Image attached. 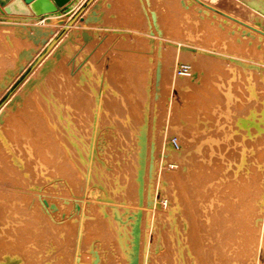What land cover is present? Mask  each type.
I'll list each match as a JSON object with an SVG mask.
<instances>
[{"label":"rangeland","instance_id":"obj_1","mask_svg":"<svg viewBox=\"0 0 264 264\" xmlns=\"http://www.w3.org/2000/svg\"><path fill=\"white\" fill-rule=\"evenodd\" d=\"M81 2L52 18L0 20V105L16 91L0 111L8 189L0 199V262L129 264L136 218L141 264H264V127H251L252 139L240 125L251 109L262 124L264 53L233 38L236 26L201 8L193 13L187 0H94L83 19L64 24ZM216 2L264 26L260 7ZM52 36L61 42L22 84L32 69L20 52L34 57ZM190 61L204 92L185 99L161 69L168 63L181 74ZM228 83L231 109L217 86ZM204 121L221 127L214 148L224 156H212L223 158L212 180L193 169L206 157L207 144L201 152L194 146ZM178 135L191 143L181 146Z\"/></svg>","mask_w":264,"mask_h":264},{"label":"bare ground","instance_id":"obj_2","mask_svg":"<svg viewBox=\"0 0 264 264\" xmlns=\"http://www.w3.org/2000/svg\"><path fill=\"white\" fill-rule=\"evenodd\" d=\"M9 0H0V20L1 21H5L8 17V19L10 18H24V19H29V18H41L37 15H21V14H8L5 13L3 11V5L5 3H7ZM77 2L78 0H69L63 8H67L65 11H62L61 9H59L56 12H51V13H47L45 15H43L42 17L44 18H52V17H56V16H60L63 14V12H66L67 10L69 11L70 8V4ZM87 0H79V2H81V4L77 6L76 4V8L72 9L70 11V14L68 16V18L66 19L64 24H69V26L71 27L75 22H77L78 20H80L81 18H84V13L89 9L88 7L91 6L94 3V0H91L90 3L88 4V6L85 8V12L83 11L80 17H77L74 21H72L71 23L70 20L73 19V17L75 16V14L78 12V10L82 7V5L86 2ZM188 2L192 3L193 8L196 10L193 13H199L197 11V8H201L200 14L202 15H216L218 16V18L225 20V22H227L229 25H233L236 26L233 30L230 31V35L233 36V38H237L240 39L242 41H252L254 43V45H257L255 47H257L259 49L260 52L264 53V48L262 46V44L259 45V43H261L262 41H264V26L261 25V21L258 23H253L250 22L248 20V18H246L245 16H243L239 11V13L231 10L229 7H225L224 5H222L219 2H216V0H187ZM249 4H253L254 6L256 5L257 7H260L262 10H264V5H263V1L262 0H246ZM264 14V13H263ZM262 14V15H263ZM191 18V20L196 23L197 25L202 23V25L204 23H206V21L204 20H200L196 15L189 17ZM264 22V18L262 19ZM11 21V19L9 20ZM63 24V25H64ZM205 26V24H204ZM237 28L241 29V33H235V29L238 30ZM67 31V30H66ZM65 31V32H66ZM67 34V33H66ZM65 34V35H66ZM55 36H52L43 46V48L34 56L31 57L30 54L27 50L23 49L20 52V56H25L28 59H30L29 62V66L31 67V73L30 75H28L25 79V81L22 84H29V78L31 77V74L40 66L42 65L47 58L49 57L50 53L53 52L55 50V48L59 45V43L61 41L58 42V44L56 43V39H54ZM61 40V39H60ZM56 43V45H54ZM50 50V52H49ZM49 52V53H48ZM192 61V60H191ZM190 62H186L188 63V67L189 70L188 72H186L185 74L181 73L179 74L177 72H173L174 70H171V67L167 64H164V66L162 67V73L164 74V77H169L170 80V87H177L178 90L181 93L182 98L188 99V98H195L199 95H201L204 91H203V85H201V81H198V68H194L192 67V65L190 64ZM195 64V63H194ZM24 71V70H23ZM160 70H157V72H155V77L153 80V90H154V94L156 97L157 102H160L162 100V96L164 94L165 91V85L161 84V78H160ZM178 73V74H177ZM202 74V73H201ZM23 75V74H22ZM21 76V75H20ZM19 79V77H17ZM16 78V79H17ZM12 83V82H11ZM21 84V85H22ZM219 87L220 90V94L221 96L224 98V101L226 103V107H228L227 109H231V106L229 105V103L231 101H234V94H233V89H232V84L228 83L225 84V87L223 88V86L221 85H217ZM248 92L246 93L247 97L253 98L255 95H257V91H256V87L255 85L252 83L247 84ZM9 89V91L12 92V87L7 88V90ZM164 89V90H163ZM6 90V89H5ZM163 90V91H162ZM16 91H14L10 96H7L3 101V103L0 105V111L3 108V106H5L9 101L12 100V98L14 97V95ZM211 94V92H210ZM207 95V94H206ZM165 99L168 98V94L164 95ZM264 104V103H263ZM178 105V104H177ZM175 105V103H173V106L175 108L176 111H179V106ZM201 105L199 107H197V109H201ZM212 111H216L214 107H211ZM256 111L257 109H251L247 112V116L241 117L240 118V125L241 126H245L248 131L247 136L249 138V136L253 139L252 136V132L251 127L253 128V131L260 133L262 131L261 127H264V111L261 114V118L260 121L262 122V124L258 123L257 121L254 120V117L256 116ZM200 115L199 113H196V117L193 120V129H194V133H198V126L200 123ZM206 118H204L205 120ZM195 122V123H194ZM209 125V126H208ZM217 124H211L208 122H203V128L202 130L205 131V135L202 136L201 140H199L197 143H195L194 140H191L192 143H195V150L197 152H201L202 147L204 144H207L206 146V151L204 152L203 155L201 156H206L205 158L201 159L200 162H197L196 164H194V170L196 168H200V172L201 175L203 177H210V180H212V176L213 175H218V172L220 171L219 167L222 164L223 158H217V159H213L212 156H224V153H222V151H219L218 153L216 152V149L214 148V144H219V138H217L216 135L213 134V131H216L218 128L216 126ZM172 131L180 134V127L178 126H174L172 127ZM246 136V135H245ZM178 140L179 143H181V146L186 145V143H191L188 140H186V138H184L181 135H178ZM164 152L170 151L171 147L168 143H164L162 145ZM244 149V150H243ZM244 152H245V147L242 145L241 147V156H244ZM261 155L264 156V149L261 150ZM180 156V155H179ZM2 156H0V199L3 198L6 193L7 187H5V183H6V179H5V175H7V171L5 168V165L2 162L1 159ZM4 157V156H3ZM142 159V157H141ZM182 161V159H180ZM242 160H244V158H242ZM176 164V163H175ZM192 164L188 165L187 167H190ZM179 166V167H178ZM184 165L180 166L178 164H176V167L178 168H182ZM186 167V168H187ZM184 168V167H183ZM220 177V176H219ZM209 180V179H208ZM207 180V181H208ZM209 180V182H210ZM140 184H139V188H141L140 186H142V182H143V176L141 174V178L139 179ZM3 211H4V207H3V202L0 201V219L3 216ZM196 225V224H195ZM139 231H141L140 226H139V220L137 221L136 218H134L132 225L130 227V233H131V240H132V244H131V249L129 251V264H141V260L139 258L140 253H136L135 250H137V246L139 243ZM195 231V230H194ZM197 232H194L193 234H195L196 240L198 238V235H196ZM199 239V238H198ZM194 242L197 243V241L195 240V238H193ZM194 243V244H196ZM139 250V248H138ZM139 252V251H138ZM136 253V254H135ZM12 261H14L13 259H11L10 257H7L5 259L4 262H0V264H10Z\"/></svg>","mask_w":264,"mask_h":264},{"label":"water","instance_id":"obj_3","mask_svg":"<svg viewBox=\"0 0 264 264\" xmlns=\"http://www.w3.org/2000/svg\"><path fill=\"white\" fill-rule=\"evenodd\" d=\"M69 0H9L3 5V11L8 14H21V15H37L42 17L43 15L51 12H56L59 9L65 11L67 8H63ZM91 0H87L82 7L78 10L72 20L80 17L82 12L88 6ZM65 29L61 31V33Z\"/></svg>","mask_w":264,"mask_h":264},{"label":"built area","instance_id":"obj_4","mask_svg":"<svg viewBox=\"0 0 264 264\" xmlns=\"http://www.w3.org/2000/svg\"><path fill=\"white\" fill-rule=\"evenodd\" d=\"M188 70H189V67L187 66V65H182L181 67H180V73H183V74H185L186 72H188Z\"/></svg>","mask_w":264,"mask_h":264}]
</instances>
